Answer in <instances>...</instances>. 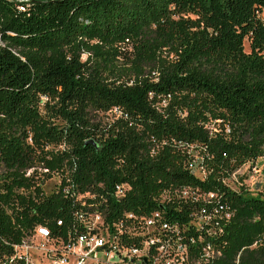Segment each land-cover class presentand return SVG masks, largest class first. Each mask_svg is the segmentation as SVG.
<instances>
[{
    "label": "trees",
    "instance_id": "trees-1",
    "mask_svg": "<svg viewBox=\"0 0 264 264\" xmlns=\"http://www.w3.org/2000/svg\"><path fill=\"white\" fill-rule=\"evenodd\" d=\"M263 11L264 0H0V237L54 232L76 207L22 178L37 160L81 188L129 183L113 211L158 212L187 264H264V184L228 182L264 156ZM126 40L134 57L114 79L79 61L84 49L107 65ZM47 145L63 150L46 159ZM182 187L206 202L155 201Z\"/></svg>",
    "mask_w": 264,
    "mask_h": 264
},
{
    "label": "built area",
    "instance_id": "built-area-1",
    "mask_svg": "<svg viewBox=\"0 0 264 264\" xmlns=\"http://www.w3.org/2000/svg\"><path fill=\"white\" fill-rule=\"evenodd\" d=\"M29 1L21 0L22 3ZM126 42L129 43L128 40ZM169 99V96L163 99L158 106L165 107ZM41 100L46 101L47 98L42 96ZM110 114L128 118L119 108L111 109ZM29 141L31 143L30 139ZM54 150L61 152L63 146L59 145ZM258 160L261 162L258 163ZM263 161L264 156L244 166L228 182L238 183L237 176L246 167L254 175L264 177ZM72 162L75 166L74 161ZM37 168L43 172L37 175L36 165L25 167L21 171L22 178L27 182H35L45 196L59 193L76 207L69 214L67 222L56 220L54 232L38 225L23 234L19 243H8L0 237V245L11 250L8 254L6 249L0 247V264H15L18 261L23 264H187L189 257L186 247L165 232L166 224L158 212L150 215H118L113 211L112 204L130 193L129 183H118L110 189L102 183L81 188L79 183L73 181L65 166L52 174L42 165ZM189 168L193 173H200L194 162ZM199 176L201 177L200 174ZM46 186H50L48 193L44 190ZM15 191L29 194L32 190L22 186L15 188ZM213 196L208 195L209 198ZM176 199L182 202L187 199H202L206 202V195L195 196L191 188L182 187L164 190L155 201L159 205H166ZM225 217L229 218V215ZM202 252V260L206 262V245Z\"/></svg>",
    "mask_w": 264,
    "mask_h": 264
},
{
    "label": "rangeland",
    "instance_id": "rangeland-1",
    "mask_svg": "<svg viewBox=\"0 0 264 264\" xmlns=\"http://www.w3.org/2000/svg\"><path fill=\"white\" fill-rule=\"evenodd\" d=\"M13 1H17L19 3H22L21 0H13ZM261 17L264 20V11H263ZM118 50H119V55L115 59L109 55L106 56L109 59V61L107 63H105L107 65H104V64L99 65L100 59H101L100 55H97L96 53H93L92 51L86 52L84 49L80 50L79 61L82 64H87V66L90 68L98 67L100 69H104V70L106 69V71L103 74L105 76L110 77L111 79H114L115 78L114 73H116L114 70L118 71L121 69H127V64H129L131 61L130 59H132L134 57V49H133V45L131 43H127L126 41L121 43L118 47ZM244 50L246 52H249V44L247 41H245V43H244ZM109 62H111V63L108 64ZM107 71H110V73H107ZM144 73L147 74L148 71H145ZM126 79L127 78H125V77H121L122 81H125ZM100 120H101V124L104 125V123H109L111 121V116H109V115L104 116V118H101ZM212 126H213L212 124L207 125V127H209V128H211ZM29 139H27V142H26L27 145L33 146L32 141L30 143ZM55 147H56V145L42 146L38 153H41L43 150L41 155H46L44 157L46 159H50L51 158L50 152H54ZM259 161L261 162V160H258L257 162L260 163ZM263 164H264V161H263ZM263 164H262V166H263ZM32 165H36L35 173L37 175L39 173L43 172L42 170H39L37 168V167H40V165L43 166V163H39L36 160V161L31 162L29 164V166H32ZM49 173L52 174L53 171L49 170ZM237 181H238V183L243 184L244 187L247 188L249 193L255 194L258 190L262 189V186L264 184V177L259 175V174L254 175L253 172L251 170L247 169V167H246L237 176ZM238 183L234 181V183L231 185L234 189H238V187H239ZM49 188H50V186L44 187V190L46 193L49 192Z\"/></svg>",
    "mask_w": 264,
    "mask_h": 264
},
{
    "label": "water",
    "instance_id": "water-1",
    "mask_svg": "<svg viewBox=\"0 0 264 264\" xmlns=\"http://www.w3.org/2000/svg\"><path fill=\"white\" fill-rule=\"evenodd\" d=\"M145 264V263H144Z\"/></svg>",
    "mask_w": 264,
    "mask_h": 264
}]
</instances>
